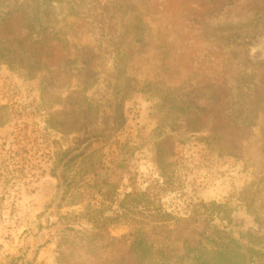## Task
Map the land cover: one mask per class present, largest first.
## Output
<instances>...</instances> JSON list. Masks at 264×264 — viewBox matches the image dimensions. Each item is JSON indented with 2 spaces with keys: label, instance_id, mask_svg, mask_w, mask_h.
<instances>
[{
  "label": "trees",
  "instance_id": "obj_1",
  "mask_svg": "<svg viewBox=\"0 0 264 264\" xmlns=\"http://www.w3.org/2000/svg\"><path fill=\"white\" fill-rule=\"evenodd\" d=\"M137 1L155 9L171 0H110L109 6L101 0H36V9L28 7L30 0H0V65L18 71L26 80L39 82L43 101L62 75L66 76L62 81L68 82V87L76 81L72 91L66 90L68 97L60 96L64 111L59 114L85 107L86 113L99 115L102 127L99 136H94L95 141L107 143L125 129V104L137 84L128 76L137 52L129 46L130 37L139 47L149 46L152 41L151 27L137 9ZM202 2L208 8L202 6L203 19L214 13L219 25L245 27L264 19V0ZM106 7L119 11L120 19L110 22ZM186 28L182 26L180 39L162 43L163 65L155 77L144 82L140 92L166 104L160 114V125L165 129L204 133L203 142L210 147L217 145L233 157L246 155L249 135L258 130L261 177L245 185L234 198L235 207L215 201L189 204L188 219L198 222L178 227L183 216L168 211L162 202L163 194L173 191L174 183L161 167L160 179L144 191L132 181L129 198L120 200L119 183L101 179L103 166L92 163V178L84 183V188L91 201L100 199L112 208L110 214L98 213L88 218L92 225L88 239L92 244L113 249L112 260L106 264H264V64L248 73L218 38L204 36L197 47L187 38ZM203 55L205 67L198 63ZM102 59L111 60L113 69L103 80L104 90L98 91L102 79L94 64ZM193 77L201 78L199 84L206 92L205 123L201 113L191 106L178 105L172 97ZM96 90L102 93L105 103L96 98ZM72 96L78 99L74 104L70 102ZM50 127L60 129L56 123ZM84 134L90 141L88 133ZM163 139L161 150H166L163 146H171L174 137ZM76 142L82 144L79 138ZM91 145L79 154L72 148L53 154L51 176L64 190L63 201L72 197L76 161L88 154ZM239 212H244L249 220ZM118 226H126L128 233L121 238L112 237L111 229ZM158 238L182 243V253L158 250ZM9 264L24 263L22 258H13Z\"/></svg>",
  "mask_w": 264,
  "mask_h": 264
},
{
  "label": "rangeland",
  "instance_id": "obj_2",
  "mask_svg": "<svg viewBox=\"0 0 264 264\" xmlns=\"http://www.w3.org/2000/svg\"><path fill=\"white\" fill-rule=\"evenodd\" d=\"M101 1L109 6L110 0ZM160 6L149 9L136 2L151 27L152 41L149 46L139 47L134 37H130L129 46L137 52L128 76L137 84L125 104V129L107 143L95 141L94 136H99L102 127L99 115L86 113L85 107L59 114L64 111L60 100L69 96L66 90L72 91L76 81L68 87V82L62 81L66 76L62 75L43 101L39 82L26 80L18 71L0 65V264H9L13 258H22L24 264H102L101 260L106 264L112 260V248L92 244L88 239L92 231L88 218L98 213L110 214L112 208L100 199L91 201L84 188V183L92 178V163L103 166L101 179L119 183L120 200L129 198L132 181L144 191L160 179L161 167L174 183L173 191L163 194L162 202L168 211L183 216L178 227L198 222L188 219L189 204L215 201L232 203L235 207L234 198L245 185L261 177L258 130L249 135L244 157L230 156L219 146L210 147L203 142L204 133L190 134L189 130L174 133L165 129L160 125V114L166 104L143 95L140 89L163 65L160 46L166 40L180 39L182 26L187 27L184 30L187 38L197 47L204 36L218 38L250 73L264 64V19L245 27H229L219 25L214 13L203 19L201 13L206 6L202 0L191 3L171 0ZM28 7L36 9V0H30ZM106 15L110 22L122 16L110 7H106ZM82 42L86 44L88 40ZM201 58L198 63L205 67L204 55ZM94 65L102 79L97 90H104L103 80L112 73V61L102 59ZM200 81V77H193L172 97L178 105L191 106L201 113L205 123L208 105ZM97 90L96 98L105 103ZM77 100L72 96L70 102L74 104ZM49 120L60 129L51 128ZM85 132L90 141H86ZM165 136L174 137V142L161 150ZM89 144L92 145L88 154L76 161L72 197L63 201L64 190L51 176L53 154L71 148L79 154ZM239 214L249 220L244 212ZM128 231L126 226H118L111 229V236L121 238ZM155 247L168 254H180L183 249L182 243L161 238L156 239Z\"/></svg>",
  "mask_w": 264,
  "mask_h": 264
}]
</instances>
